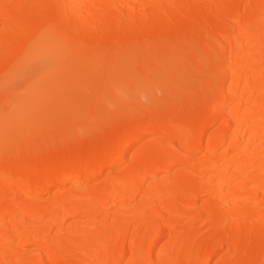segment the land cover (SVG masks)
<instances>
[{
  "label": "bare ground",
  "instance_id": "obj_1",
  "mask_svg": "<svg viewBox=\"0 0 264 264\" xmlns=\"http://www.w3.org/2000/svg\"><path fill=\"white\" fill-rule=\"evenodd\" d=\"M187 37L56 148L0 114V264H264V0H0V95L36 53L159 81Z\"/></svg>",
  "mask_w": 264,
  "mask_h": 264
},
{
  "label": "rangeland",
  "instance_id": "obj_2",
  "mask_svg": "<svg viewBox=\"0 0 264 264\" xmlns=\"http://www.w3.org/2000/svg\"><path fill=\"white\" fill-rule=\"evenodd\" d=\"M173 42L180 45L173 51V56L159 68L160 72L165 71V74L159 81L147 78L152 67L157 64V54L145 73L148 80L146 84L142 77L134 78L130 72L120 75L101 73L117 65L110 64L108 60L102 62L96 76L90 78L87 73L91 62L77 71L73 65L74 56L62 58V65L59 66L55 55L48 58L45 54L36 53L32 58L35 67L14 78L0 95V114L6 116L7 121L14 117H27L30 121H38V125L42 127L62 124L59 129H51L55 135L51 146L56 148L61 137H74L76 134H85L104 127L105 122L113 118L106 119L104 111L109 109L117 113L121 109V102L114 98L116 91L123 94L121 96L127 104L136 96L143 98L153 91L159 92L162 81L175 73L172 71V64L180 61L185 64L189 58L196 56L192 52L190 38H175ZM183 71H187V65ZM89 115L93 118L92 124L86 122ZM74 119L76 122L73 124ZM44 138L42 131L38 139Z\"/></svg>",
  "mask_w": 264,
  "mask_h": 264
}]
</instances>
